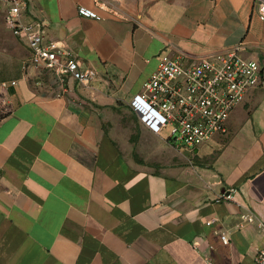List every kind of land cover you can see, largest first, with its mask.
Returning a JSON list of instances; mask_svg holds the SVG:
<instances>
[{
  "label": "crops",
  "instance_id": "0c3cea01",
  "mask_svg": "<svg viewBox=\"0 0 264 264\" xmlns=\"http://www.w3.org/2000/svg\"><path fill=\"white\" fill-rule=\"evenodd\" d=\"M263 1L32 0L22 20L97 72L54 96L25 77L27 38L7 26L1 0L0 264H256L264 88L249 89L226 131L192 151L133 103L162 51L193 59L238 48L264 62Z\"/></svg>",
  "mask_w": 264,
  "mask_h": 264
},
{
  "label": "built area",
  "instance_id": "2783aa9c",
  "mask_svg": "<svg viewBox=\"0 0 264 264\" xmlns=\"http://www.w3.org/2000/svg\"><path fill=\"white\" fill-rule=\"evenodd\" d=\"M2 1L8 5L7 26L15 35L27 38L30 56L24 72L34 86L50 95L63 96L76 85H88L97 79V72L82 67L74 53L56 40H46L44 30L36 22L22 20L32 0ZM258 10L259 18L264 20V1ZM79 11L96 16L86 8ZM158 59L156 70L144 82L133 108L157 132H165L168 141L179 150L192 151L225 132L230 112L242 103L247 91L264 88V62L242 57L238 48L193 59L181 50L162 51ZM16 83L12 80L1 86ZM242 219L254 221L255 216L248 213ZM220 239L223 244L229 243L227 230L221 231ZM256 264H264V247L256 256Z\"/></svg>",
  "mask_w": 264,
  "mask_h": 264
},
{
  "label": "trees",
  "instance_id": "16d2710c",
  "mask_svg": "<svg viewBox=\"0 0 264 264\" xmlns=\"http://www.w3.org/2000/svg\"><path fill=\"white\" fill-rule=\"evenodd\" d=\"M4 114H5L4 112H1V111H0V118H1Z\"/></svg>",
  "mask_w": 264,
  "mask_h": 264
}]
</instances>
